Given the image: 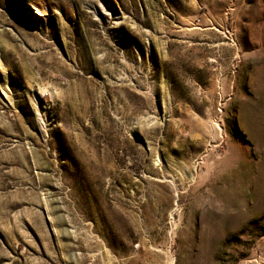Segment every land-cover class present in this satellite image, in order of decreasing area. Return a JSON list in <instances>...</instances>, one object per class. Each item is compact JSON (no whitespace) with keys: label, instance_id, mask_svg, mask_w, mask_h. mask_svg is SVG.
<instances>
[{"label":"rangeland","instance_id":"obj_1","mask_svg":"<svg viewBox=\"0 0 264 264\" xmlns=\"http://www.w3.org/2000/svg\"><path fill=\"white\" fill-rule=\"evenodd\" d=\"M0 264H264V0H0Z\"/></svg>","mask_w":264,"mask_h":264}]
</instances>
